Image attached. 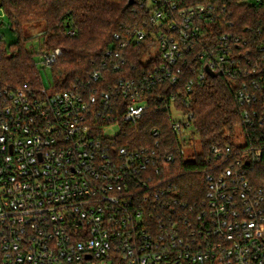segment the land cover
Returning <instances> with one entry per match:
<instances>
[{
  "label": "built area",
  "instance_id": "built-area-1",
  "mask_svg": "<svg viewBox=\"0 0 264 264\" xmlns=\"http://www.w3.org/2000/svg\"><path fill=\"white\" fill-rule=\"evenodd\" d=\"M133 1L144 25L114 33L103 66L124 71L131 44L147 39L145 67L113 82L95 69L52 92L0 83V264H264V189L249 178L261 147L212 145L205 191L189 202L158 140L129 147L104 134L157 101L184 154L199 138L188 93L212 77L207 67L230 83L246 129L264 127V0ZM241 3L260 14L240 28ZM60 53H43V64Z\"/></svg>",
  "mask_w": 264,
  "mask_h": 264
},
{
  "label": "trees",
  "instance_id": "trees-1",
  "mask_svg": "<svg viewBox=\"0 0 264 264\" xmlns=\"http://www.w3.org/2000/svg\"><path fill=\"white\" fill-rule=\"evenodd\" d=\"M129 2L130 0H2L11 28L19 35V42L17 53H0V83L12 87L26 82L43 85L34 54L26 48L28 39L23 33L25 27H33L36 23H44L46 26L42 53L61 50L52 65L56 90L67 88L78 79L89 78L95 69H101L105 77L113 82L125 74L126 69L130 70L133 64L145 67L140 59L148 50L150 40L147 39L131 44L129 63L124 71L117 72L114 67L103 66L104 61L110 59L107 53L113 44L114 33L124 35L128 29L134 30L144 25L141 14L134 13L133 5ZM254 7L257 5H237L240 28L260 14ZM192 76L187 66L177 89L184 91V83ZM188 97L191 102L188 110L194 112L193 125L201 143V151L195 152L194 158L187 160L185 153H180L182 144L179 135L172 130V114L168 110L159 109L157 101L149 106L137 123L125 126L117 142L120 145L139 147L153 145L158 140L161 153L175 155V160L165 165L167 174L177 184V195L193 202L205 191L204 170L212 163V145L238 148L233 137L236 130L242 128L245 145H249L251 141L263 149L262 159L253 165L249 178L256 187L264 189V127L259 125L249 131L246 129L241 114L242 107L230 83L221 76L208 77L203 82H196ZM155 129L159 132L157 136L154 135Z\"/></svg>",
  "mask_w": 264,
  "mask_h": 264
},
{
  "label": "rangeland",
  "instance_id": "rangeland-1",
  "mask_svg": "<svg viewBox=\"0 0 264 264\" xmlns=\"http://www.w3.org/2000/svg\"><path fill=\"white\" fill-rule=\"evenodd\" d=\"M46 26L44 23H36L33 27L24 28V37L28 40L26 41V48L34 54V60L37 63V68L39 69V77L43 81L44 86L52 92L55 86V78L52 66H46L43 64V42L45 38ZM0 53L6 55H12L18 51L19 35L11 28L10 19L6 12L2 9L0 10ZM158 53V49H155L151 54L147 56L145 62H147L153 55ZM174 118H178L176 111L173 113ZM124 128L118 124H111L104 127V134L106 137H113L116 135H121ZM233 141L244 146L246 144L245 136L242 128L236 130L233 137ZM185 151L186 159L194 158L195 152L201 151V143L199 138H193V141H188L183 146Z\"/></svg>",
  "mask_w": 264,
  "mask_h": 264
},
{
  "label": "water",
  "instance_id": "water-1",
  "mask_svg": "<svg viewBox=\"0 0 264 264\" xmlns=\"http://www.w3.org/2000/svg\"><path fill=\"white\" fill-rule=\"evenodd\" d=\"M133 2H134L133 0H130L129 4H133ZM207 71L212 77H216L217 76V74L214 73L209 67H207Z\"/></svg>",
  "mask_w": 264,
  "mask_h": 264
}]
</instances>
